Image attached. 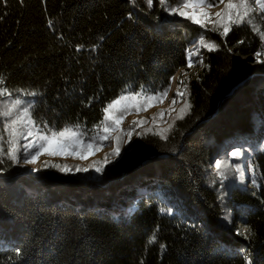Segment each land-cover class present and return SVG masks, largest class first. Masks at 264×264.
<instances>
[{
	"label": "trees",
	"instance_id": "trees-1",
	"mask_svg": "<svg viewBox=\"0 0 264 264\" xmlns=\"http://www.w3.org/2000/svg\"><path fill=\"white\" fill-rule=\"evenodd\" d=\"M187 1L0 0V101L46 136L96 141L117 100L161 103L205 39L186 113L141 133L104 181L0 158V264H264V67L245 59L264 37L251 21L222 35L173 17ZM232 149L239 172L221 174Z\"/></svg>",
	"mask_w": 264,
	"mask_h": 264
},
{
	"label": "rangeland",
	"instance_id": "rangeland-1",
	"mask_svg": "<svg viewBox=\"0 0 264 264\" xmlns=\"http://www.w3.org/2000/svg\"><path fill=\"white\" fill-rule=\"evenodd\" d=\"M171 15L188 19L206 32L222 35L230 30L232 24L251 21L264 37V0H223L217 6L210 5L207 0H188L172 10ZM204 40L191 46L188 71L173 79L171 90L161 103H145L129 96L117 100L108 111L107 127L96 141L85 140L73 132L46 136L35 125L27 106H12L0 101V115L6 120L0 123L6 128V136L0 135V158L9 157L18 168L31 173H37L42 167L54 166L76 179H86L91 183L104 181L110 170L120 165L134 150L141 133L163 136L186 113L189 105L183 83L189 75L197 74L202 68ZM245 59L253 70L264 67V56L254 55ZM257 90L264 91V79ZM242 153V149L230 150L228 158L214 162L216 171L226 174L232 169L238 173L239 165L235 161Z\"/></svg>",
	"mask_w": 264,
	"mask_h": 264
},
{
	"label": "water",
	"instance_id": "water-1",
	"mask_svg": "<svg viewBox=\"0 0 264 264\" xmlns=\"http://www.w3.org/2000/svg\"><path fill=\"white\" fill-rule=\"evenodd\" d=\"M123 172H126V170H124Z\"/></svg>",
	"mask_w": 264,
	"mask_h": 264
}]
</instances>
